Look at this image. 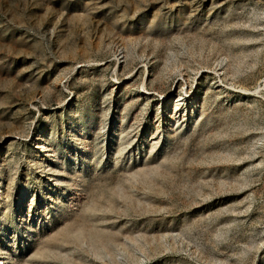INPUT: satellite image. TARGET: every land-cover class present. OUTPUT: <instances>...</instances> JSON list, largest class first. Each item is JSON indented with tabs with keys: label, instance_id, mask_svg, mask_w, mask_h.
<instances>
[{
	"label": "rangeland",
	"instance_id": "obj_1",
	"mask_svg": "<svg viewBox=\"0 0 264 264\" xmlns=\"http://www.w3.org/2000/svg\"><path fill=\"white\" fill-rule=\"evenodd\" d=\"M0 264H264V0H0Z\"/></svg>",
	"mask_w": 264,
	"mask_h": 264
}]
</instances>
